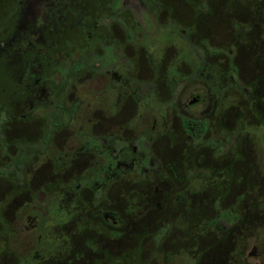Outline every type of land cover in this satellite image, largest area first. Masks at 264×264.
Instances as JSON below:
<instances>
[{
    "label": "rangeland",
    "instance_id": "rangeland-1",
    "mask_svg": "<svg viewBox=\"0 0 264 264\" xmlns=\"http://www.w3.org/2000/svg\"><path fill=\"white\" fill-rule=\"evenodd\" d=\"M5 4H1V17ZM122 11L135 17L134 33L133 25L119 14ZM13 22L14 33L0 41V248L12 243L19 258L32 256L37 236L33 223L57 224L69 236L74 231L96 245L98 257L84 251V260L70 264L105 262L106 248L97 244L104 241L92 232L83 237L78 228L99 221L88 211H79L71 219L64 207L77 198L90 209L96 202L93 194L100 200L101 193L116 210H125L130 205L126 202L136 199L126 194L144 187L148 175L174 172L179 177L175 181L149 179V186L157 185L155 211L122 213L123 235L106 249L109 256L119 254L120 261L106 262L264 264V188L260 194L257 188L255 195L240 198V192L247 191L242 186L229 189L224 179L218 182L223 190L217 203L202 210L194 208L193 194L188 201L178 197L180 188L197 187L196 173H218L226 166L198 165L210 156H230L228 160L236 162L232 158L238 152L255 183L259 173L264 177V0H24ZM57 32L64 39L59 47ZM52 45L54 51L47 52ZM43 56L41 63L37 58ZM113 71L123 78L120 82L112 81L109 72ZM40 73L55 87L50 96L53 103L45 106V99L38 109L28 110L22 101H15L14 93L24 86L36 88ZM148 73L149 128L155 121L164 130L157 128V134L149 138V156L148 109L134 105L129 97L132 93L146 97ZM120 96L123 113L136 115L134 120L115 118L121 112ZM195 96L200 103L189 105ZM210 109H216V114L211 115ZM175 111L196 117L207 114L210 123L198 141L184 134ZM120 126L129 128L128 141L112 136ZM109 132L115 147L105 159L98 155L109 140L100 141L97 148L81 145L87 135ZM45 133L47 139L39 145ZM119 144L141 155V177L108 181L103 188L104 179L114 174V168L108 170V158H118ZM213 149L218 151L212 155ZM69 152L75 158L66 165L63 161L71 156ZM96 163L107 168L100 182L84 180V172L93 164L97 168ZM184 175L189 176L185 181ZM174 198L176 211L167 213ZM199 214L206 219L196 225ZM183 231L185 237H181ZM200 240L207 242L199 245ZM77 247L81 250L80 244ZM252 252L257 256L249 257ZM6 258L0 264L10 261L9 255ZM65 262L62 257L60 264Z\"/></svg>",
    "mask_w": 264,
    "mask_h": 264
},
{
    "label": "flooded vegetation",
    "instance_id": "flooded-vegetation-1",
    "mask_svg": "<svg viewBox=\"0 0 264 264\" xmlns=\"http://www.w3.org/2000/svg\"><path fill=\"white\" fill-rule=\"evenodd\" d=\"M8 1V0H7ZM24 0H17L18 5L12 9L11 11V17L13 18V20L15 19L16 14L20 11L22 3ZM112 4V3H111ZM108 12V11H107ZM111 14V12H110ZM119 14L121 16H123L125 18V21H127V23H130L133 25L134 29H132L133 33L134 30L136 28V20L135 17L133 16V14H131L129 11H122L119 12ZM86 23L84 22L82 24V26H85ZM82 28V27H81ZM100 29V27H98V30ZM15 28H12L10 34L14 33ZM164 32V31H163ZM170 33V31L168 32ZM173 33V31L171 32ZM9 34V35H10ZM8 35V36H9ZM170 35V34H169ZM170 36H172L171 39L175 38L174 34H171ZM56 40H57V46L59 47V43L60 42H64L63 37L61 34H59L57 32L56 36H55ZM102 36L100 35V33L98 32V38H101ZM170 39V38H169ZM52 40V39H51ZM106 39L103 36V41H105ZM171 41V40H170ZM67 42V41H65ZM137 42V40H136ZM68 44V43H67ZM137 45L140 46V41H138L136 43ZM89 47V45H88ZM100 47V41L97 42L96 46L94 49L99 50ZM141 47V46H140ZM142 48V47H141ZM58 49V48H56ZM92 49V48H91ZM54 51V46L52 45V47H50V49L47 52L50 51ZM32 52H29L28 54H31ZM179 56H181V54H179ZM26 57V55H22V58ZM21 58V59H22ZM46 58L45 56L41 57V58H37L41 61L42 63V59ZM12 62V61H11ZM149 71V70H148ZM41 74V73H40ZM38 76V75H37ZM41 76V77H40ZM39 76V84L36 88L29 89L27 88V86H24L22 90H18V92L15 94L14 93V97H15V101L16 102H20L22 101V104H26L27 105V109L28 110H33L35 107L38 109L39 105H41L40 101H44L42 104L45 106H49V101H50V105L53 103L52 99L50 96L54 95L55 93V87H50V85L45 82L46 81V77L44 74H41ZM109 76H111L112 81H115L116 83L120 82L123 78L121 76L118 75L117 72L113 71V72H109ZM125 79V78H124ZM37 80V81H38ZM146 97L141 98L135 94L132 93V95H129V97L132 99L133 104L136 106H145L148 109V113H147V118H148V123L145 129L146 132V136H145V140H146V144H147V154L145 153L144 150H141V153L149 156V138L154 137V134H157V128L161 129L162 131H164L158 124H156V122H153V125L149 128V73L148 76L146 78ZM59 93V92H58ZM42 96V97H41ZM121 101H122V97L120 96L118 99V105L119 107H121V112H119L115 118L117 120H124L125 117H127L126 120H128L129 118H133V120L135 119L134 117L136 115L132 114H128V112H126V114L123 113V111L125 110V108L122 110V108L124 107L121 106ZM125 101L127 100V97L125 99ZM200 97L199 96H195L193 97L190 101H189V105H193L194 103H200ZM47 102V103H46ZM139 102H141V104H139ZM56 105V104H54ZM8 107V104H7ZM42 108V107H41ZM26 109V110H27ZM178 111V109H176ZM175 111V116L176 118L179 120V125L181 127V129L183 130L184 134L187 135V137L191 140H195L198 141V139H200V137L206 132V129L208 127V124L210 123V119H208L207 114L205 113H201V116L196 117L194 115H190V114H179V112ZM181 111V109H180ZM216 109H213L211 112V109L209 111V113H211V115H215L216 113ZM123 113V114H122ZM204 114V115H203ZM203 115V116H202ZM210 115V117H211ZM146 117V115H145ZM131 121V120H130ZM138 123V119L136 120ZM141 128V127H140ZM129 128L123 126H120V130L117 131L114 135H112L115 140L119 139L118 141H123L124 139L128 141L127 136H125L126 131ZM48 131L50 133V126L48 128ZM107 131V130H106ZM108 132V131H107ZM150 133V135H149ZM52 134V132L50 133ZM49 134V135H50ZM48 134L45 133L44 136L41 137V139H39L37 142H39L41 145L42 143H44L46 141L47 138H45ZM109 137H111L110 132L108 134H103L102 136L100 134L98 135H87V139L84 140V142L81 140L83 146H91V145H95L96 146H100L101 143L100 141L106 142L104 140H109ZM80 138V137H79ZM85 138V137H84ZM96 140H98L96 142ZM110 141V140H109ZM23 143V142H22ZM186 145H189L186 143ZM119 154H118V158L115 159H111L108 158V163H109V168L108 170L111 169H115L114 174H112V176H108L104 179L102 185L103 188H105V183H108V181H113V180H117V179H123V181L125 180H129V179H138L140 178V169L142 168V159L141 155L138 154V156H135L133 154V152H129L127 151L129 146H125L124 144L120 145L119 144ZM114 141H110L109 144L104 146V151L102 152V155H98V158L100 159H105L107 158V155L109 153H111L114 150ZM97 148V147H96ZM217 149H213V151H210V154L213 155V153H217ZM71 156L66 157V161L62 160L63 163H67L66 165L69 164V161L73 162L74 160V156L69 152L68 155ZM237 154L239 156H237L236 158H232L233 161L234 159H237V161L232 162L229 161L227 157L226 159L222 158V159H218L216 157H211L209 159H201L200 162L198 163V165H204V164H209L211 165H223L225 166L221 172H218V170H216L218 173H214L213 174H204V173H196L194 176L196 178V185L197 187L193 190L188 189V188H180L179 189V193L180 196L178 197H182L183 201L184 199L188 201V197L189 194H193L192 196H194L195 198V202L197 204L194 205L195 209L198 210H202V209H207V207L216 204V198L217 196L220 194V192L223 190V188H221L220 184L218 183L219 181H223L228 180L229 184H228V188L229 189H233V187L238 186V189L240 186H242V190L243 191H247V192H240L239 196L240 198H243L247 193V195H255L257 192V188H258V194H260L263 191L264 188V177L263 174L259 173V178L256 179V181L258 182V186L257 182L255 183V181H253L252 176L250 175L249 172V167H247V165L245 164V160L242 159V157H240V153L237 152ZM236 154V155H237ZM34 160L36 159V155L34 156ZM200 158V154L198 156ZM198 158V159H199ZM175 159V158H174ZM173 159V160H174ZM33 160V161H34ZM219 160H225L226 162L228 161L229 163L226 162H219ZM8 161L10 162L11 160L8 159ZM205 161V162H204ZM206 161H208L206 163ZM214 161V162H212ZM219 163H218V162ZM125 166L124 168H122V165ZM96 166L93 164V166L84 172L83 179L84 180H96L99 181L101 180L102 176H104L105 172L107 171V168H105V165H100L99 163H96ZM66 167V166H65ZM218 167V166H217ZM119 168L118 171H116V169ZM201 168V167H200ZM218 169V168H217ZM56 176V174H54ZM54 179L55 181H58V176L57 178ZM188 175H184V181L186 180V177ZM158 177V178H155ZM189 177V176H188ZM179 179V177L176 176V173L171 172V175L168 174H160L159 176H152L148 175L147 179H146V185L143 187L141 186L140 189H132L134 190L133 192H129V194H126L129 196V198H140V199H136L134 201H127L126 203H129V207L125 206V210L122 209V207L118 210L115 209V207L113 206V204L111 203L112 200L106 198H102V195L100 193V200H97V195L96 193L93 194L94 198H95V203L91 204L90 209L87 208L86 206H84V204L82 202L79 201V199L74 198L72 201H70L68 203V205H66L64 207V211L66 214H69V216L71 215V219H73L75 216V214L77 215V213L79 211H88V213H90V217L92 219L98 220V223H93L90 222L89 223H85V227H78L79 229L82 230V234L83 237H85L86 232L89 234L90 232H92L93 235L99 236V238H101L104 242L101 243H97L98 245L101 246V248H106L109 249L110 247V243L112 242V240H117L120 239L121 236L123 235V230L125 227H123V222H122V213H135L137 211H142L145 210V208H147L149 210V208H151L150 210H154L155 211V205L157 204V197H156V191H157V185H150L149 186V179H154V182H156V179H159L160 181L167 179L168 181H175L176 179ZM153 182V180H151ZM235 182V183H233ZM254 183V186L252 187ZM58 182L55 184L54 187H58ZM86 185L83 184V186ZM183 185L185 186V183L183 182ZM90 190H93V188L91 186H89ZM87 188V189H89ZM103 188H102V192H103ZM112 190H110L111 192ZM117 191V190H115ZM249 191V192H248ZM255 191V192H253ZM118 192V191H117ZM140 192V193H139ZM68 195H70L72 198L75 196L74 194L70 192ZM67 195V196H68ZM183 195V196H182ZM177 199H171V204L170 208L166 209V212L169 213V210H172L173 212L176 211V201ZM179 200V198H178ZM92 203V202H91ZM232 203V202H231ZM111 205V207L113 206L112 210H109L111 207L108 206ZM191 205V204H189ZM41 207V206H39ZM212 208V207H211ZM232 208V207H231ZM230 210V209H229ZM228 211V210H227ZM232 211V210H231ZM230 211V212H231ZM213 212V209H212ZM215 212L218 213L219 210L215 209ZM221 212V211H220ZM74 214V215H73ZM168 215V214H167ZM181 219L188 222V219H186V216H181ZM108 218H111L112 221L108 220ZM198 220L196 225H199L200 222H202L205 218V216H203V214H199L198 215ZM233 219H237V217L234 215ZM84 222H82L83 224ZM59 224V223H58ZM188 224H190V222H188ZM49 225V226H48ZM48 225H44V226H39L36 223H33L32 228L37 229V236L34 242V247L32 250V256L23 258L20 257L14 253L13 250V244H5L1 246L0 248V262L1 263H5L7 260V256L9 255L10 257V261L7 262L6 264H44L45 262H47L48 264H60L62 262V257L65 258V264H70L71 260L74 261H81L84 260V256L82 255L84 251H88L89 254H93L96 257H98V253L96 251H94L96 248V245H91L90 243H87L84 239L82 240L80 238L79 235H76L77 233H75L73 231L72 235L73 237L69 236L68 234H66L64 232V230H61V227H58L57 224L56 226H53L51 224ZM86 225L88 228H86ZM119 225V226H118ZM39 226V227H38ZM189 226V225H188ZM42 227H44L43 229L46 231H42ZM77 227V226H76ZM41 228V229H40ZM103 228V229H101ZM106 228H108V230H106ZM91 231H88V230ZM128 229V227H127ZM75 230V229H74ZM188 234V233H186ZM160 235V234H159ZM158 235V236H159ZM152 236V235H150ZM201 236V234H199V237ZM181 237H185V232L183 231L181 233ZM76 238V239H75ZM207 240H200L199 245L201 243H206ZM210 243V242H209ZM80 244L81 245V250H77L76 248L77 245ZM84 248V249H83ZM105 249V254L107 255L106 260L109 262L110 260H112L114 258L115 261H117V263H119L120 261V255L117 254V256L115 255L114 257L109 256V253H107V250ZM48 250H50V252H48ZM82 251V252H80ZM120 253V251L118 252ZM102 255V254H101ZM249 257H255L257 256L254 252L249 253L248 255ZM100 262L99 264H108V262ZM53 261V262H52ZM257 264V263H255Z\"/></svg>",
    "mask_w": 264,
    "mask_h": 264
},
{
    "label": "trees",
    "instance_id": "trees-1",
    "mask_svg": "<svg viewBox=\"0 0 264 264\" xmlns=\"http://www.w3.org/2000/svg\"><path fill=\"white\" fill-rule=\"evenodd\" d=\"M7 2V3H6ZM0 3L4 6V9L2 11V17L0 14V41L6 39L8 37V35L10 34L12 28H13V24H14V20L11 17V11L13 8H15L18 5L17 0H2V2L0 1ZM1 4H0V10H1ZM1 12V11H0ZM6 12V13H5Z\"/></svg>",
    "mask_w": 264,
    "mask_h": 264
}]
</instances>
